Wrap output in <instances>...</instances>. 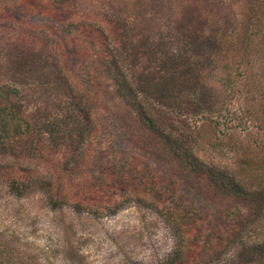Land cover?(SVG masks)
Returning <instances> with one entry per match:
<instances>
[{"label":"trees","instance_id":"1","mask_svg":"<svg viewBox=\"0 0 264 264\" xmlns=\"http://www.w3.org/2000/svg\"><path fill=\"white\" fill-rule=\"evenodd\" d=\"M74 1L57 0L56 19L39 17L48 20L58 34L81 46L82 58L76 72L64 71L65 82L58 84L60 90L71 97L70 106L59 118L37 122L31 115H21L22 109L18 111L19 107L4 96L5 87L0 86V101L4 99L0 102V154L8 149L12 139L17 141L20 136H28L30 127H35L40 135L67 136L69 142L77 145L83 141V136H98L102 140L114 138L110 144L117 146L121 162L111 161L113 169L108 170V179L101 188L105 194L98 196L86 188V183L74 191L65 192L36 171L20 168L19 164L0 165V181L6 190L15 198H22L38 188L52 210L68 207L77 214L114 215L122 206L123 195H135L131 190L134 183L149 181L145 168L156 167V172L162 174L164 170L157 165L153 167V162L160 161L158 158L166 153L168 156L161 158L168 162L172 157L182 167L176 195L167 190L164 182L159 183L160 208L172 224L176 243L158 264H264V230L259 229L264 227V96L260 94L258 105H255L260 115H256V119L253 117V125H248L254 129L253 135L232 138L236 135L228 131L229 128H209L212 121H208L211 113L208 108L218 104L219 100L205 88L208 73L215 67L227 68L226 61L235 64L247 61L254 53H263L262 27L254 33L248 32L252 17L256 19L258 15L253 10L254 4L251 5L253 1L245 4L247 11L240 15L247 17L242 22L227 23L225 14L233 8L239 9L234 0H191L175 11L168 0L164 11L171 20L170 28L163 27L155 38L144 39L135 27L127 26V20L119 16L112 18V26L106 32L95 26L93 33L84 31L74 19L68 18ZM134 8L130 10L137 23L140 16ZM160 14L165 17L162 11ZM137 38L140 40L136 41ZM170 45L178 53H171ZM194 49L202 50V55L195 54L191 58L186 55L194 53ZM256 65L259 75L264 76V58L257 60ZM26 67V61L22 64L14 62L12 66L18 70L19 77L26 75H23V71L29 69ZM91 75L102 76L111 85L116 98L134 116L141 132L164 153L155 156L143 147L135 148L127 136H122L115 117L107 111L106 105L98 104L95 94L100 86L91 83ZM252 79L258 84L253 76ZM15 90L6 86L9 93ZM246 100L245 97L241 101L248 104ZM260 117H263L262 124L258 122ZM202 120L207 123L196 126ZM240 123L241 120L234 127ZM242 125H245L246 135L249 129L244 118ZM202 131L208 132V136L220 133L224 139L201 138ZM115 137L120 142L116 143ZM203 139H207L213 154L225 151L223 159H226L230 153V164L211 163L214 161L203 156L201 147L207 142ZM131 155L144 160L141 171L131 167L128 159ZM60 164L57 176L54 175L56 180L68 174L65 162ZM187 177L194 179L193 185L197 179L204 180L205 188L190 186L186 183ZM235 203L247 207L244 216L230 213V205ZM181 216L188 217L189 224L184 227L176 222ZM223 222L231 227L219 236L213 226ZM253 238H256L255 243L245 248L241 246L243 241L251 242ZM212 240L215 244L209 245Z\"/></svg>","mask_w":264,"mask_h":264},{"label":"rangeland","instance_id":"2","mask_svg":"<svg viewBox=\"0 0 264 264\" xmlns=\"http://www.w3.org/2000/svg\"><path fill=\"white\" fill-rule=\"evenodd\" d=\"M234 1L239 9L233 8L225 14V19L229 21L227 23L242 22L247 17L240 14L247 11L244 7L250 0ZM252 1L251 5L254 4L255 9H258L253 10L258 15L256 19L252 17L248 32L254 33L261 27L264 31V0ZM170 2L175 11L191 0ZM167 3L168 0H75L68 18L74 19L84 31L93 33L94 26L106 32L112 26V18L119 16L127 20V26L135 27L141 38H155L161 28H170L171 20L164 11ZM133 7L139 11L137 23L134 12L130 10ZM161 11L165 17L160 14ZM148 12L152 14L148 15ZM40 16L56 19L57 0H0V86L5 87L4 96L19 107L18 111L22 109L21 115H31L37 122L59 118L63 110L70 106L71 97L63 93L58 84L65 82L62 77L64 71L76 72V66L82 58L79 43L58 34L57 29ZM257 23L259 26H256ZM139 40L137 38L136 41ZM170 51L178 53L173 45H170ZM193 52L186 55L191 58L203 53L196 49ZM259 58H264V51L254 53L244 62L233 64L226 61L227 68L215 67L213 72L208 73L205 88L210 89L215 95L211 96L219 100L218 104L208 108L211 112L208 121H212L209 128H229L228 131L236 135L232 138L253 135L254 129L248 125H253L256 115H260L255 105H258L256 102L261 98L260 94L264 96V76L259 75L256 65ZM17 61L21 64L27 62L26 68L29 69L23 71V75L26 74L23 77H19L18 70L12 68ZM252 76L258 84H255ZM90 80L100 86L95 94L98 104L106 105L107 111L115 117L120 127L119 132L129 138L131 145L143 147L155 156L164 153L159 145L155 142L152 144L150 138L141 132L134 116L116 98L111 85L102 76L91 75ZM66 85L68 88V83ZM6 86L16 90L9 93ZM245 97L248 104L241 101ZM0 102H4V99ZM243 118L249 129L246 135ZM262 119L260 117L258 120L261 124L264 122ZM240 120V125L234 127ZM204 123L207 122L202 120L196 126ZM200 135L201 138L208 136V132L202 131ZM208 137L224 139L220 133ZM113 139L83 136V141L77 145L69 142L67 136L40 135L35 127H30L28 136H20L17 141L11 140L9 152L6 149L0 154V165L19 164L20 168L34 170L65 192L74 191L86 183V188L98 196L105 194L101 188L108 179V170L113 169L111 161L121 162L117 146L110 144ZM115 139L116 143L120 142L119 138ZM201 148L204 150L203 156L214 161L211 163L230 164V153L226 159H223L225 151H219V155L213 154L214 150L209 149L208 141ZM162 156L158 158L160 161L153 162V167L157 165L164 170L162 174L156 172V167L145 168L144 173L149 181L134 183L131 190L135 195H123L122 206L114 215L77 214L68 207L52 210L38 188L22 198H15L0 181V264H158L174 249L176 243L172 224L160 208L159 183L164 182L167 190L176 195L182 167L174 158L169 157L167 162ZM128 159L134 170L141 171L145 165L144 160L136 155ZM61 162H65L68 174L61 176L60 180L57 178V183L54 175L57 176V166H61ZM186 183L198 189L205 188L202 179L195 180L193 185L194 179L187 177ZM111 200L114 201L113 198ZM246 209L244 204L235 203L230 205L229 211L244 216ZM187 218L181 216L176 218V222L184 227L189 224ZM224 219L227 222V218ZM225 222L213 226L215 234L220 236L230 230L231 225ZM259 229L264 230V227ZM255 241L256 238L251 242L245 240L241 246L248 247ZM214 244L212 240L209 245Z\"/></svg>","mask_w":264,"mask_h":264}]
</instances>
